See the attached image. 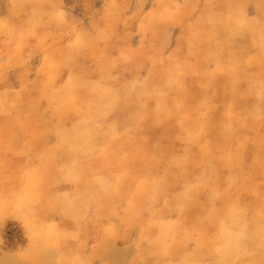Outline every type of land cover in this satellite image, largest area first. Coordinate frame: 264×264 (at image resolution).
<instances>
[{"label":"rangeland","instance_id":"rangeland-1","mask_svg":"<svg viewBox=\"0 0 264 264\" xmlns=\"http://www.w3.org/2000/svg\"><path fill=\"white\" fill-rule=\"evenodd\" d=\"M208 3L18 0L11 4L0 0L2 15L12 13L29 20L28 15L61 10L66 16L64 23L53 18L37 21L45 39L59 47L49 52L55 55L54 66L39 69L40 74H53L52 81L19 83L16 73H11L0 89L23 88L29 94L8 102L12 112L23 111L27 118L34 109L38 112L36 122L43 143H50L55 134L64 136L58 129L81 118L83 127L70 133L75 140L82 132L90 149L95 144L94 128L102 126L98 141L103 145L100 154L104 161L96 164L94 157L85 158L73 179L84 177L82 184L87 190L84 229L89 253L98 248L96 240L101 235L114 241L107 251L110 261L92 256L89 264H264V92L252 93V97L243 93L247 86L244 77L255 79L251 75L254 70L249 72L253 67L247 72L243 66L245 60L254 63L255 53L246 51L263 43L264 35L256 31L225 33L230 16L256 15L253 4L233 0ZM207 14L214 15L209 24ZM37 22L28 21L32 28ZM243 24L248 31L246 22ZM202 25L213 29L200 33L197 28ZM259 27L264 31V23ZM211 46H216L217 52H208ZM41 57L34 58V71ZM221 71L224 73L215 77ZM258 86L251 84L252 88ZM218 87L220 94L213 96ZM162 94L167 99H159ZM1 101L5 108V99ZM160 109L166 113L155 122H167L165 133L159 129L151 133L146 127L140 133H150L153 141L146 168L155 173L144 184L138 176L146 169L133 148L136 132L131 124L144 126ZM199 111L205 114L194 121ZM111 123L113 129L107 127ZM113 145L123 159L133 156L136 176L125 165L119 166L123 171L118 177L113 176L117 168L109 160L116 153L111 150ZM100 171L103 176L96 178ZM177 171L182 185L194 191L182 199L184 207L194 204L204 208L192 228L169 223L167 218L173 219L175 214L167 208L173 204L168 193L159 191L174 185ZM146 188L158 194H142ZM49 213L54 214L50 219H63L56 211ZM5 236L7 251L25 248L18 223L8 225Z\"/></svg>","mask_w":264,"mask_h":264},{"label":"crops","instance_id":"crops-1","mask_svg":"<svg viewBox=\"0 0 264 264\" xmlns=\"http://www.w3.org/2000/svg\"><path fill=\"white\" fill-rule=\"evenodd\" d=\"M9 1L11 4L18 2V0ZM192 1L209 5L208 2L213 0ZM233 2L253 4L256 15L241 14L230 16L228 19L230 24L228 27L229 31L225 33L244 35L256 31L264 35V31L259 30L262 29L259 24L264 23V0H233ZM204 7H201L199 18H202ZM214 7L208 6L211 9H215ZM28 16L29 20L35 22L49 18H53V20L59 19L63 23L66 21V16L61 10H53L51 12L44 10L38 16ZM213 16L207 14L208 24ZM199 18L198 22L200 23ZM29 20H26V17L20 18L19 15L16 16L12 13L2 15L0 12V84L6 83L11 73H16L19 83L52 81L51 76L53 74L49 72L40 74L39 69L45 65L54 66L55 55L49 52L52 50L54 52L59 47L51 39H45L44 32L41 33L39 30L38 22L32 28L28 23ZM244 22H246L248 31L243 24ZM210 28L213 29V27L202 25L197 29L200 33L207 31L210 33L212 30ZM207 50L208 52H217V47L211 46ZM248 51L255 53L254 63H247L245 60L243 66L248 68L247 72L250 70L249 67H253L249 72L254 70L251 75L255 76V79L250 75L244 77L247 86L243 93L251 95L247 97H252V93L257 96L259 93L264 92V42L259 43L256 48L247 49L246 52ZM46 53L48 54L44 57ZM41 54L43 57H41L42 59L37 65V70L34 71V58ZM223 73V71L218 72L215 77L219 78ZM216 80L218 81L219 79ZM253 82L259 83L260 86L252 88L251 84ZM219 87L217 90L212 91L211 94L213 96L220 94ZM26 95L29 94L23 88L10 89V91L0 89V100L5 99L4 102L6 104L5 108L0 106V263L89 264L92 256L98 257L102 262H108L111 258L109 257L110 252L107 251L114 244V241L107 236L101 235L99 238L97 237L96 244L98 248L89 253V238L84 229L87 226V190L82 184L84 177L80 176L79 181H73V179L76 180L75 175L81 172L85 158L94 157L96 164L98 161L99 163L104 161L105 157L100 154L103 151V145H99L98 141L99 136L103 132L102 126L99 130L98 126L93 127L97 133L95 135V144L90 146V149L85 140L86 138H82V135H84L82 132L75 140L73 139L75 137H72L70 133L72 130L83 127L81 118L72 125L58 129L66 133L64 136L55 134L50 143H43L39 136L41 128L39 123L36 122L39 119L38 112L34 109L32 117L27 118L24 116L23 111H19V113L11 111L12 108L8 99H23ZM35 95L32 92L30 96L34 98ZM165 96V94H162L159 99H167ZM0 105H2V101ZM165 113L166 109H160L159 112H155L156 117L151 114V117L147 118L143 124L144 126L141 127L136 128L137 124H133V126L131 124L132 131L136 132L134 133L136 138L135 147L133 148L139 152L141 163L146 169L144 173L138 176L143 177L144 184H147L148 180L152 179L155 172H147L146 168L152 158L150 147L151 142H153L152 135L150 133L140 134L141 129L146 127L145 129H148L151 133L157 132L159 129L165 133L167 128L165 129L164 125H167V122H155L158 116L161 119ZM208 113L211 112L208 111ZM5 114L8 115L4 116L5 120L8 121H5L2 116ZM204 114L199 111L194 116L195 114L193 113V120L198 121ZM123 126L130 128L129 124ZM107 127H112L113 129L114 124L111 123V126L107 125ZM93 128H91V131ZM84 132H87L86 129ZM47 138L49 140L51 137L47 136ZM159 139L162 140L163 138ZM155 141L157 140L154 139ZM111 150H116V145H113ZM119 154L120 152L118 153L116 150L115 156H110L112 158L109 159L117 165L116 170L112 172L113 176L118 177L123 171L119 168L120 165L128 166L130 173L136 176L137 174L134 173L132 164V161H134L132 159L133 156L131 155V158L125 160ZM159 157L161 158L162 155ZM106 158L108 159L109 157ZM163 161L165 160L163 159ZM175 173L174 185L165 190L164 188L159 190L161 194L168 193L173 204L167 209H171L175 217L173 219L168 217L167 220L176 227L192 228L196 221L201 219V213L204 208H198L194 204L184 207L182 199L185 196L194 195L192 194L194 191L184 187L180 181L181 176L179 175L181 174H178V171ZM95 176L96 178L102 177L103 171H100ZM135 193L139 194L140 192L137 190ZM141 193L144 195H155L158 194V191L146 188ZM215 209L219 212L217 208ZM53 211L58 212L57 216H62L63 219H57L56 216H54L56 217L54 220L50 219L54 214L49 212ZM61 212H68V215L73 216L66 218ZM11 223H18L21 226L26 239V246L22 250L10 252L5 249V230ZM176 238L178 240L180 237Z\"/></svg>","mask_w":264,"mask_h":264}]
</instances>
